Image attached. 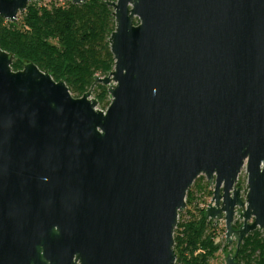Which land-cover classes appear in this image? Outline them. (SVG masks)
I'll use <instances>...</instances> for the list:
<instances>
[{"label":"water","instance_id":"obj_1","mask_svg":"<svg viewBox=\"0 0 264 264\" xmlns=\"http://www.w3.org/2000/svg\"><path fill=\"white\" fill-rule=\"evenodd\" d=\"M31 1L0 0V17ZM105 4L113 69L80 97L30 60L12 70L0 49V264H175L200 175L213 184L204 217L224 221L237 264L264 230V0Z\"/></svg>","mask_w":264,"mask_h":264},{"label":"trees","instance_id":"obj_2","mask_svg":"<svg viewBox=\"0 0 264 264\" xmlns=\"http://www.w3.org/2000/svg\"><path fill=\"white\" fill-rule=\"evenodd\" d=\"M105 1H33L14 23L0 17V49L14 55L12 70L21 68L23 60H30L54 80L63 79L71 93L81 96L96 75L105 76L113 69L108 38L115 22L113 9ZM94 91L98 105L104 108L108 103L106 86L96 84ZM185 200L186 208L179 212L174 235L175 264H208L220 248L211 230L214 222L204 217V209L195 215L190 189ZM236 262L264 264V230L257 229L244 238Z\"/></svg>","mask_w":264,"mask_h":264},{"label":"rangeland","instance_id":"obj_3","mask_svg":"<svg viewBox=\"0 0 264 264\" xmlns=\"http://www.w3.org/2000/svg\"><path fill=\"white\" fill-rule=\"evenodd\" d=\"M65 1L66 0H40L37 3L49 4L50 2H54L55 4H64ZM31 2H33V1H31ZM19 14L17 16V20L20 17ZM21 68H19L18 70H20ZM71 95L73 97H80L74 93H71ZM92 97L95 98L94 89L92 91ZM109 100H110V96L108 94V96L106 97V101L109 103ZM108 103L106 104V106L108 105ZM106 106L104 108H101L97 104L96 107H97V109L104 110L106 108ZM246 185H247V173L245 171V168H242L240 174L238 175V180L236 183V187L240 188V190H241L242 198H244V196L246 194ZM189 189L192 191V196H193L192 208H193L195 215H197L199 210H201V209L205 210L208 203L210 202V199L212 197L213 184H209L207 182L206 177L204 175H200L194 180L193 184L190 186ZM238 211H240V209H238ZM213 222L214 223L211 227V230L214 233V240H215V242L220 244V248L209 259L208 264H225L226 256L227 255H233V253L235 251L236 241L233 240L231 243H227V241L225 240V238H224L225 224H224L223 220H217V221H213ZM241 223H242V220H239L238 216L236 215L233 225L237 226ZM175 231H176V228L174 229V235L176 233Z\"/></svg>","mask_w":264,"mask_h":264},{"label":"flooded vegetation","instance_id":"obj_4","mask_svg":"<svg viewBox=\"0 0 264 264\" xmlns=\"http://www.w3.org/2000/svg\"><path fill=\"white\" fill-rule=\"evenodd\" d=\"M234 220H235V218H234ZM239 220H240V219H239ZM233 224H234V223H233ZM241 225H242V223H241V224H239V225H238V226H236V227H235L234 225H233V226H234V228H236V229H237V228H239ZM256 230H257V229H256ZM235 241H236V240H235ZM227 243H229V242H227ZM235 251H236V245H235ZM235 251H234V253H235ZM234 253H233V254H234ZM237 253H238V252H237ZM236 256H237V255H236ZM235 260H236V258H235Z\"/></svg>","mask_w":264,"mask_h":264}]
</instances>
